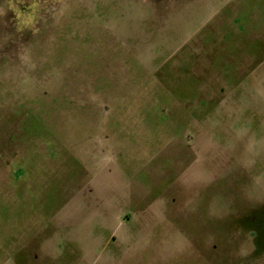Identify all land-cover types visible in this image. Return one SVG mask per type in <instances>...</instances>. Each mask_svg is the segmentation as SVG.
<instances>
[{"label": "rangeland", "instance_id": "1", "mask_svg": "<svg viewBox=\"0 0 264 264\" xmlns=\"http://www.w3.org/2000/svg\"><path fill=\"white\" fill-rule=\"evenodd\" d=\"M0 264H264V0H0Z\"/></svg>", "mask_w": 264, "mask_h": 264}, {"label": "crops", "instance_id": "2", "mask_svg": "<svg viewBox=\"0 0 264 264\" xmlns=\"http://www.w3.org/2000/svg\"><path fill=\"white\" fill-rule=\"evenodd\" d=\"M193 52H195V51L189 50V53H193ZM190 57H191V55H190ZM191 59H194V57L190 58L189 62L184 63L183 66H186L187 64L188 65L192 64V63H190L192 61ZM193 69H194L193 71H197L195 68H193ZM193 71H191L190 75H188V76L187 75L184 76V73H180V74L174 73L173 77H171V76L169 77V78H171V80L166 81L167 82L166 84L170 85L172 83V81H174V84L177 85L175 90H172V89L170 90L171 92L173 91V92H177V93L179 92V93L183 94L182 100H179V102L176 105V108L179 110L180 116L184 119L183 124L185 126V129L182 131V133L186 132L187 129L190 131V128H189L190 124L189 123L192 122V118H196L197 116L209 117L212 114L211 111L214 108L216 110L220 111V113H221L220 108H218L219 105H216V107H214V104L209 103L204 99V97H203L204 92L200 88L201 84H193V80L196 79V78H192ZM185 74H187V73H185ZM172 78H175V80ZM159 86L160 85H158V90L162 89ZM184 87H187L188 89H183ZM176 89H178V90H176ZM177 93H175V94H177ZM188 98H191L190 100H193L194 103L192 104L191 102L190 103L187 102ZM210 105H212V107ZM189 106H193L192 109H190V112H188V111L184 112V109L187 110V108ZM191 110H193V112H191ZM188 120H189V122H188ZM177 137H173V140L175 139L174 141H176ZM148 155H151L153 158L155 156V154L153 152H148L147 154H145L144 161L142 160V162H141V168H145V166L148 165L150 163V161L152 160V157L148 158Z\"/></svg>", "mask_w": 264, "mask_h": 264}]
</instances>
